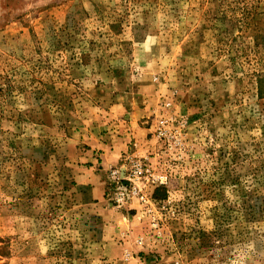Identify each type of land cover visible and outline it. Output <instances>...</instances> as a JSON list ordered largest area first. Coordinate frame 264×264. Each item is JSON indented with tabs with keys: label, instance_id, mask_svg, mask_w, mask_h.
Listing matches in <instances>:
<instances>
[{
	"label": "rangeland",
	"instance_id": "374dc122",
	"mask_svg": "<svg viewBox=\"0 0 264 264\" xmlns=\"http://www.w3.org/2000/svg\"><path fill=\"white\" fill-rule=\"evenodd\" d=\"M262 90L264 0H0V264H264Z\"/></svg>",
	"mask_w": 264,
	"mask_h": 264
},
{
	"label": "crops",
	"instance_id": "0c3cea01",
	"mask_svg": "<svg viewBox=\"0 0 264 264\" xmlns=\"http://www.w3.org/2000/svg\"><path fill=\"white\" fill-rule=\"evenodd\" d=\"M131 129L134 133L137 132L140 135H145V133H147V130L142 129L141 127L138 131L134 130V128ZM124 136L125 137L123 138L113 136L104 142L95 143L91 150L92 156L99 159L98 166L100 167L98 172H88V174L90 173L89 176L91 178H89L86 183L91 185L92 202L101 201L104 198L107 187V171L112 167H115L119 163L121 157L131 150V135ZM92 163L94 167H91V170L93 171L96 169L97 161L95 163V159H92Z\"/></svg>",
	"mask_w": 264,
	"mask_h": 264
},
{
	"label": "built area",
	"instance_id": "2783aa9c",
	"mask_svg": "<svg viewBox=\"0 0 264 264\" xmlns=\"http://www.w3.org/2000/svg\"><path fill=\"white\" fill-rule=\"evenodd\" d=\"M130 160V159H129ZM127 160V163L129 162ZM131 168L136 173L139 172V166L138 164L131 162ZM126 169V165H123L119 169H113L110 171V177L113 180V183L115 184L114 188L115 197L112 201H114L118 207H121L125 204H127L131 197L134 195V190L132 188V185H123L124 181L132 182V179L134 180L136 178V174H131V176L124 177L123 171Z\"/></svg>",
	"mask_w": 264,
	"mask_h": 264
},
{
	"label": "trees",
	"instance_id": "16d2710c",
	"mask_svg": "<svg viewBox=\"0 0 264 264\" xmlns=\"http://www.w3.org/2000/svg\"><path fill=\"white\" fill-rule=\"evenodd\" d=\"M261 92H262V95H264V91L262 90Z\"/></svg>",
	"mask_w": 264,
	"mask_h": 264
}]
</instances>
